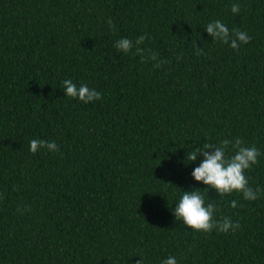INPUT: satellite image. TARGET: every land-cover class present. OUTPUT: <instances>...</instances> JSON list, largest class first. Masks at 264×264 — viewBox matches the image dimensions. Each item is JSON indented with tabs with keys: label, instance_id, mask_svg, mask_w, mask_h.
<instances>
[{
	"label": "trees",
	"instance_id": "16d2710c",
	"mask_svg": "<svg viewBox=\"0 0 264 264\" xmlns=\"http://www.w3.org/2000/svg\"><path fill=\"white\" fill-rule=\"evenodd\" d=\"M215 20L251 42H213ZM141 35L156 61L114 47ZM65 79L102 98L65 97ZM235 138L261 152L245 175L264 189V0H0V264H264V192L202 193L228 233L172 214L206 188L186 154Z\"/></svg>",
	"mask_w": 264,
	"mask_h": 264
},
{
	"label": "clouds",
	"instance_id": "9594fccd",
	"mask_svg": "<svg viewBox=\"0 0 264 264\" xmlns=\"http://www.w3.org/2000/svg\"><path fill=\"white\" fill-rule=\"evenodd\" d=\"M231 12L238 14L241 6L238 3L231 5ZM111 30H115V25L111 18L107 21ZM205 32L212 37L213 42H220L229 45L233 50H238L241 44L251 42V37L244 31L229 28L220 20H215L206 25ZM147 39L146 35L139 36L134 42L128 38H120L116 41L114 47L118 52L125 55L134 54L140 57L147 56V59L156 61L158 56L156 53L141 47ZM197 55L203 54L201 47L195 46ZM177 59H180L178 56ZM160 63H167L161 61ZM156 64L155 67H159ZM64 95L67 98L76 99L85 104L98 101L102 98V94L95 89L90 88L87 84L77 86L71 79H65L62 82ZM39 149H45L48 152H58L59 146L54 142H48L39 139L30 141L29 151L35 154ZM261 152L255 147H248L240 138L234 140L224 139L218 144L205 143L202 147L196 148L194 151L186 154V160L190 163L196 162L199 156L203 159L199 165L195 167L191 173L192 178L206 186L204 191L193 190L184 191L178 203L175 204L172 214L176 221H182L183 224L195 232L209 233L216 230L219 233H228L229 230L235 231L241 225L233 223L230 218H222L217 220L214 218L216 205L213 202H205L203 192L213 190L219 197H224L232 193L242 195L246 201L256 200L264 189L259 187L253 189L249 185L245 172L258 164ZM231 206L236 207L233 201ZM137 264H143L142 260H138ZM162 264H177L174 256H169L162 261Z\"/></svg>",
	"mask_w": 264,
	"mask_h": 264
}]
</instances>
